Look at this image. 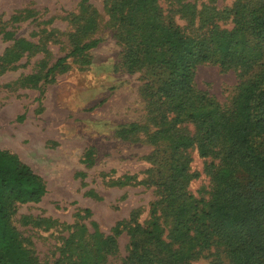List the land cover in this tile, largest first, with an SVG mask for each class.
I'll return each mask as SVG.
<instances>
[{"label":"rangeland","instance_id":"1","mask_svg":"<svg viewBox=\"0 0 264 264\" xmlns=\"http://www.w3.org/2000/svg\"><path fill=\"white\" fill-rule=\"evenodd\" d=\"M116 0H0V149L20 157L47 186L39 203L20 204L13 225L42 264H71L79 246L114 237L103 264H132L128 229H150L169 175V141L155 92L169 77L157 66L129 69L111 24ZM255 0H159L167 21L189 35L234 31L235 11ZM95 22H92V21ZM100 43L49 72L75 47ZM239 71L200 66L198 91L221 105L237 95ZM179 132L193 136L191 123ZM194 199L213 189L209 164L197 148L184 153ZM216 162V161H215ZM160 204V203H159ZM164 238L174 228L159 220ZM135 237V239H134ZM71 242V243H70ZM73 244V246L71 245ZM74 248H76L74 250ZM193 264H229L222 244L196 248Z\"/></svg>","mask_w":264,"mask_h":264},{"label":"trees","instance_id":"2","mask_svg":"<svg viewBox=\"0 0 264 264\" xmlns=\"http://www.w3.org/2000/svg\"><path fill=\"white\" fill-rule=\"evenodd\" d=\"M110 13L126 66L154 65L169 73L155 92L169 126L156 136L170 142V173L162 183L163 198L155 203L165 207L158 216L154 210L150 229L117 225L118 232L128 229L144 236L134 237L129 261L193 264L197 247L217 241L229 264H264V0L235 11L234 31L214 26L199 35H189L167 21L159 0H116ZM99 43L93 39L75 47L49 72ZM211 63L240 72L237 95L228 106L196 89L197 69ZM186 123L194 125L193 136L179 132L178 126ZM194 147L202 157L214 159L208 167L213 181L208 199H194L187 190L190 178L184 153ZM46 194L45 182L29 165L0 149V264H42L13 218L18 205L39 203ZM164 216L174 224L167 239L159 223ZM114 244V237L100 236L93 252L79 246L71 264H103Z\"/></svg>","mask_w":264,"mask_h":264}]
</instances>
